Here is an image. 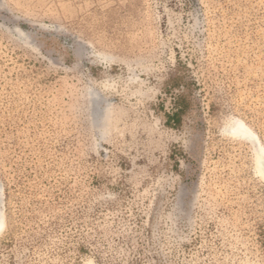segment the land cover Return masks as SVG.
<instances>
[{"label": "rangeland", "instance_id": "1", "mask_svg": "<svg viewBox=\"0 0 264 264\" xmlns=\"http://www.w3.org/2000/svg\"><path fill=\"white\" fill-rule=\"evenodd\" d=\"M261 157L264 0H0V264H264Z\"/></svg>", "mask_w": 264, "mask_h": 264}, {"label": "trees", "instance_id": "2", "mask_svg": "<svg viewBox=\"0 0 264 264\" xmlns=\"http://www.w3.org/2000/svg\"><path fill=\"white\" fill-rule=\"evenodd\" d=\"M176 105L177 106L173 107L172 112L167 113L168 124L173 123L172 120H174L176 123L181 121V114L184 110V100L182 99V97H179Z\"/></svg>", "mask_w": 264, "mask_h": 264}, {"label": "bare ground", "instance_id": "3", "mask_svg": "<svg viewBox=\"0 0 264 264\" xmlns=\"http://www.w3.org/2000/svg\"><path fill=\"white\" fill-rule=\"evenodd\" d=\"M235 132H241L243 135L247 136V133L245 131H243L240 126H237L236 128H234ZM260 167L262 170H264V159L261 157L260 161H259ZM4 225V222L0 221V228Z\"/></svg>", "mask_w": 264, "mask_h": 264}]
</instances>
